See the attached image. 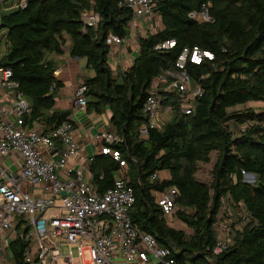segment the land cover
Listing matches in <instances>:
<instances>
[{
  "label": "trees",
  "instance_id": "trees-1",
  "mask_svg": "<svg viewBox=\"0 0 264 264\" xmlns=\"http://www.w3.org/2000/svg\"><path fill=\"white\" fill-rule=\"evenodd\" d=\"M155 1L161 27L139 38L137 56L117 73L109 66L106 41L110 35L129 36L132 12L122 0H27L24 8L0 10L6 46L0 69L12 72L16 91L31 109L26 126L41 119L49 132L70 115L55 108L63 84L53 59L62 54V35H68L70 56L84 59L93 73L82 82L86 113L109 112L108 130L122 140L100 143L120 154L122 167L102 153L88 164L95 191L113 188L120 172L135 197L131 222L168 249L177 264H264V110L249 106L264 103V0ZM85 11L99 14L96 28H84ZM204 12L209 21L202 20ZM191 13L200 17L190 18ZM171 40L173 48L155 49ZM193 48L213 58L186 65L193 88L202 91L193 113L186 115L181 95L167 88L172 80L167 75L176 72L180 53ZM154 81L159 82V110L168 109L170 119L161 125L154 120L150 128L143 105ZM206 165H212L210 178L203 181L198 172ZM161 171L169 178L151 182ZM243 172L254 181L246 182ZM171 189L177 209L168 216L188 232L168 226L157 204L159 195ZM225 208L232 213L227 248L214 255L215 227ZM26 245L20 238L10 243V264H28Z\"/></svg>",
  "mask_w": 264,
  "mask_h": 264
},
{
  "label": "built area",
  "instance_id": "built-area-1",
  "mask_svg": "<svg viewBox=\"0 0 264 264\" xmlns=\"http://www.w3.org/2000/svg\"><path fill=\"white\" fill-rule=\"evenodd\" d=\"M17 1L5 7L7 2ZM27 0H0L6 11L24 8ZM155 0H122L121 5L132 12L130 28L141 22L149 30L155 28L160 17L154 13ZM190 18L209 21L206 12L200 16L191 13ZM152 18L151 22L147 18ZM100 16L95 11L81 14L84 28H96ZM125 42L115 35L107 38L108 58L114 48ZM175 41L158 45L157 50H168ZM210 52L198 48L184 49L178 56L175 73H168L171 83L168 89L181 95V111L190 115L194 111L195 98L201 96L200 87L193 88L185 73L186 65H200L205 59L211 60ZM1 85L13 95L10 111L0 108V158L11 152L20 156L12 171L1 168L0 164V264H10L7 250L10 243L18 238L27 243L23 251L28 264H177L168 249L161 248L155 238L144 234L131 222L135 197L132 187L120 172L114 175L113 188L99 194L92 186L88 164L93 156L86 158L84 164H77L78 145L75 127L70 115L49 132L41 119L27 127L25 118L31 109L17 83L12 80L9 69H0ZM159 82L154 81L152 91L143 105V113L148 117V126L159 115ZM86 87L81 84L72 100V107L85 111ZM168 111V109H167ZM143 136L146 129L141 130ZM96 138L107 144L122 143L107 129ZM100 146L98 153L110 156L123 166L120 154L110 147ZM245 181L251 183L249 175L242 173ZM158 175L151 176L150 181ZM175 190L162 192L157 204L164 215H171L177 207ZM185 212L183 209H180ZM187 212V211H186ZM231 214L227 210L225 218L215 227L217 240L212 254L218 255L226 250L225 234L229 229ZM12 230L14 238L5 240L2 233ZM221 235H224L221 237ZM68 251L63 257L61 247ZM88 253V260H83Z\"/></svg>",
  "mask_w": 264,
  "mask_h": 264
},
{
  "label": "crops",
  "instance_id": "crops-1",
  "mask_svg": "<svg viewBox=\"0 0 264 264\" xmlns=\"http://www.w3.org/2000/svg\"><path fill=\"white\" fill-rule=\"evenodd\" d=\"M10 2H7L4 6L7 7ZM0 10L6 11L0 6ZM156 25L155 28L150 30L137 22L129 30V36L125 39V42L120 46L114 48V54L108 58L109 66L115 73L121 69L131 65L133 59L137 56L138 52V40L141 36H145L146 33H153L157 31L161 26ZM5 30L0 29V57L6 50L5 46ZM63 46L62 54L53 56V59L59 64L56 71V78L62 82L63 87L60 90L56 99L55 108L57 110H66L70 112V117L74 122L76 143L78 145V153L76 156L77 164H84L86 158L96 155L100 148V142H98L96 136L102 131L107 129L106 125L100 119L107 115V121L110 117V113L107 112L101 116H91L86 111L76 110L72 107V100L77 88L82 84L84 79L88 77L89 72L86 67V61L80 58H72L70 56L71 40L68 35L63 34ZM13 99V92L6 90L1 85L0 75V108L4 111H10L11 103ZM108 123V122H107ZM20 162V156L11 152L0 158L1 168L8 171H12L14 166ZM169 174V173H168ZM159 178V173H158ZM169 178V177H168ZM167 178V179H168ZM160 179V178H159ZM188 232V231H187Z\"/></svg>",
  "mask_w": 264,
  "mask_h": 264
},
{
  "label": "rangeland",
  "instance_id": "rangeland-1",
  "mask_svg": "<svg viewBox=\"0 0 264 264\" xmlns=\"http://www.w3.org/2000/svg\"><path fill=\"white\" fill-rule=\"evenodd\" d=\"M147 20H148L149 22H151L152 18H151V17H150V18H147ZM157 21H158V23H157L156 25H159V23H160L159 19H157ZM87 75H88V77H92V76H93V73L89 71V72L87 73ZM249 106H250V107H253V108H254L255 110H257V111L264 110V103H262V102H258V103H250ZM100 119L104 122V124H105V128H104V129H106V125L108 124V123H107V122H108V121H107V115L101 117ZM169 119H170V117H169V115L167 114V110H165V111H161V110H159L158 118H156L154 122H155L157 125H161L162 123L169 121ZM97 141L99 142V140H97ZM100 143H101V142H100ZM211 166H212V165H206V166H202V167L200 168V171L198 172V177H199L200 180H203V181H207V180H209V178H210V168H211ZM168 177H169V174H168L167 171H161V172H159V178H160V180H166ZM227 210H228V209L225 208L224 212H222V213L220 214L219 220L222 219V218H225V212H227ZM230 214H231V216H232V213H231V212H230ZM166 221H167L168 226H170V227H172V228H174V229L181 230V231H185V232L188 231L187 227H186L181 221H179V220H177V219H174V218H172V217H170V216H167V217H166ZM222 236H223V238H224V235H221V237H222ZM2 237H3L5 240H8V239H10V238L12 239V238L15 237V233H14L12 230H9V231H7V232L2 233ZM230 240H231V238H229L228 241H230ZM67 251H68V249H67L66 246H62V247H61V254H62L63 257L66 255ZM83 260H85V261L88 260V253H85V254H84V256H83Z\"/></svg>",
  "mask_w": 264,
  "mask_h": 264
},
{
  "label": "water",
  "instance_id": "water-1",
  "mask_svg": "<svg viewBox=\"0 0 264 264\" xmlns=\"http://www.w3.org/2000/svg\"><path fill=\"white\" fill-rule=\"evenodd\" d=\"M249 179H251L252 180V182L254 181V176L253 175H249ZM251 182V183H252Z\"/></svg>",
  "mask_w": 264,
  "mask_h": 264
}]
</instances>
